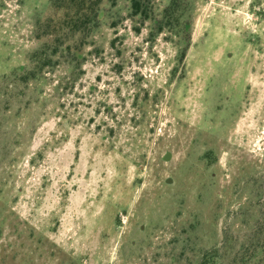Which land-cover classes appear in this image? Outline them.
Masks as SVG:
<instances>
[{
  "label": "rangeland",
  "instance_id": "obj_1",
  "mask_svg": "<svg viewBox=\"0 0 264 264\" xmlns=\"http://www.w3.org/2000/svg\"><path fill=\"white\" fill-rule=\"evenodd\" d=\"M48 2L0 0V264H264V0H105L26 79Z\"/></svg>",
  "mask_w": 264,
  "mask_h": 264
},
{
  "label": "trees",
  "instance_id": "obj_2",
  "mask_svg": "<svg viewBox=\"0 0 264 264\" xmlns=\"http://www.w3.org/2000/svg\"><path fill=\"white\" fill-rule=\"evenodd\" d=\"M104 1L49 0L47 12L35 21L33 34L38 46L29 54L26 79L34 78L43 67L49 66L54 56L64 52L78 56L86 39L100 23ZM150 3L151 0H129L131 15L147 19ZM180 11L181 0H170L164 18L166 25L175 23L178 27L179 24L185 32L186 24L175 16ZM218 253L216 248L204 251L197 264H223Z\"/></svg>",
  "mask_w": 264,
  "mask_h": 264
}]
</instances>
